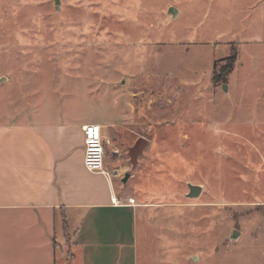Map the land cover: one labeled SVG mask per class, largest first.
I'll list each match as a JSON object with an SVG mask.
<instances>
[{
    "label": "rangeland",
    "instance_id": "1",
    "mask_svg": "<svg viewBox=\"0 0 264 264\" xmlns=\"http://www.w3.org/2000/svg\"><path fill=\"white\" fill-rule=\"evenodd\" d=\"M128 103L136 134L113 129L105 164L141 205L139 264H264V0H0V124Z\"/></svg>",
    "mask_w": 264,
    "mask_h": 264
},
{
    "label": "crops",
    "instance_id": "2",
    "mask_svg": "<svg viewBox=\"0 0 264 264\" xmlns=\"http://www.w3.org/2000/svg\"><path fill=\"white\" fill-rule=\"evenodd\" d=\"M118 116L0 124V264H139L141 205L116 185L124 170L84 166L83 126L100 125L104 139L116 128L136 134L133 104Z\"/></svg>",
    "mask_w": 264,
    "mask_h": 264
},
{
    "label": "built area",
    "instance_id": "3",
    "mask_svg": "<svg viewBox=\"0 0 264 264\" xmlns=\"http://www.w3.org/2000/svg\"><path fill=\"white\" fill-rule=\"evenodd\" d=\"M84 134V166L92 172L102 174L106 177L110 176V173L105 170V143L111 145L110 139H104L102 129L97 124H87L83 126ZM114 204H120L115 197H112ZM129 204H135L134 199H129Z\"/></svg>",
    "mask_w": 264,
    "mask_h": 264
},
{
    "label": "water",
    "instance_id": "4",
    "mask_svg": "<svg viewBox=\"0 0 264 264\" xmlns=\"http://www.w3.org/2000/svg\"><path fill=\"white\" fill-rule=\"evenodd\" d=\"M54 3H55V8L59 10L61 0H54ZM168 13L173 18L177 16V11L174 7H170ZM226 89L227 88L225 87V90ZM147 145H148V142L144 138H140L135 142V144L132 147L128 149V156L130 159V164L132 166V171L136 170L138 163H139V158L144 154V151ZM129 178H130V174L126 173L122 181L126 183ZM188 187H189V193L187 194V198L197 199L202 194V191H203L202 186L189 184ZM239 236H240V233L237 230H234L230 237V240H237Z\"/></svg>",
    "mask_w": 264,
    "mask_h": 264
},
{
    "label": "trees",
    "instance_id": "5",
    "mask_svg": "<svg viewBox=\"0 0 264 264\" xmlns=\"http://www.w3.org/2000/svg\"><path fill=\"white\" fill-rule=\"evenodd\" d=\"M237 58H238V54L236 51H233L231 55L227 58L228 64L223 69V72L225 75L230 73L233 70L234 65L237 61Z\"/></svg>",
    "mask_w": 264,
    "mask_h": 264
}]
</instances>
